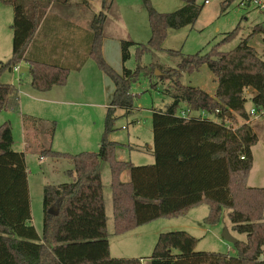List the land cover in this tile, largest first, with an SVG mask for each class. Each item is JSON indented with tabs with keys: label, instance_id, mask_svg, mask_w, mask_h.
<instances>
[{
	"label": "trees",
	"instance_id": "1",
	"mask_svg": "<svg viewBox=\"0 0 264 264\" xmlns=\"http://www.w3.org/2000/svg\"><path fill=\"white\" fill-rule=\"evenodd\" d=\"M57 1L0 0L11 6L13 12L12 51L9 58L0 60V76L25 61L29 64L30 87L47 91L64 85L69 71L78 70L91 58L111 79L113 91L106 106L97 152L72 154L50 147L40 150L41 158L66 160L72 166L67 170L71 181L43 187L41 235L30 223L25 155L12 148L10 123L0 124V264H140L136 258L110 256L101 162L108 163L110 171L115 235L157 219L182 216L201 204L208 207L203 219L205 225L220 222L222 210L227 209L231 230L245 235V240L233 244L236 255L229 256L196 250L199 239L188 231L161 232L147 257V264H264V186L246 184L253 161L251 147L257 142V136L245 108L246 94L252 90V107L257 112L264 111V59L248 43L253 36L264 34V24L254 25L229 51H220L219 43L206 53L182 55L179 50H168L171 55H182L176 68L170 69L168 74L167 87L173 92L165 91L172 101L165 110L151 113L154 162L135 165L131 161L117 160L115 151L120 144L109 139L114 130L115 110L122 109L127 114L134 107L129 89L140 70L139 66L134 70L123 66L121 73H116L102 57L103 30L110 2L100 0L101 9L93 14L89 30L83 32L84 36L80 35L79 41L87 35V46L82 52L68 58L45 60L33 55L30 47L33 48L35 40L43 33V22L51 19L46 13L49 5ZM183 1V7L159 13L149 0H142L148 14L150 37L145 45L136 47L138 60L144 52L160 49L168 29L195 22L199 9L193 0ZM229 1L222 3V10ZM60 22L68 28L56 30L55 27L47 36L71 44L77 39L69 28L72 24ZM239 28L238 25L227 32L220 43L234 38ZM53 43L58 45V42ZM132 44L125 40L120 42L123 63L130 57ZM64 49L62 46L61 51ZM71 51L76 52L73 48ZM203 64L217 81L213 95L180 82L182 73L198 70ZM153 70L154 67L146 75H152ZM182 104L191 113L205 112L212 117L179 116ZM2 111L19 112V90L13 84L0 81ZM53 132L54 122L50 135ZM123 170L129 171L128 182L120 180Z\"/></svg>",
	"mask_w": 264,
	"mask_h": 264
},
{
	"label": "rangeland",
	"instance_id": "2",
	"mask_svg": "<svg viewBox=\"0 0 264 264\" xmlns=\"http://www.w3.org/2000/svg\"><path fill=\"white\" fill-rule=\"evenodd\" d=\"M109 11L107 12V21L105 37L106 45H112L119 39L133 42L129 47L130 57L124 62V67L134 70L140 67L137 80L130 85V93L132 95L133 109L125 114L122 109L115 110V120L113 122L114 130L109 134V139L118 142L120 145L116 148L115 157L121 161H131L135 165H146L154 162L153 155L147 151V146L152 144V125H151V110H165L171 103L170 96L166 94V89L173 92L172 88H168L170 69L176 68V65L181 60L182 55H190L196 52L206 53L218 43L220 51H229L233 49L238 42L246 37L251 28L256 24H264V10L256 7L254 4L241 5L240 0H231L227 2L225 9L222 10L221 5L226 0H193V4L199 9V15L194 23L185 25L178 29H168L166 37L163 40L160 49L144 52L139 60L137 59V48L140 45H145L150 37V27L148 22L147 10L142 0H108ZM151 6L159 13H170L185 5L183 0H149ZM264 3V0H262ZM1 3V2H0ZM2 4V3H1ZM67 4V11L72 13L81 7L83 12V20L79 22L87 25L91 16L99 9H96V2L89 0L87 3L80 0H58L54 3L52 11H60V6ZM3 8L11 11V6L2 4ZM81 5V6H80ZM64 6V7H65ZM97 10V11H96ZM12 19L9 21V26L5 24V28L9 29ZM239 25L237 34L230 41L220 43L227 32H230ZM10 32L11 42L7 44L6 49L0 48V59L5 60L11 55L12 51V31ZM0 36L4 38L3 33ZM104 41V40H103ZM115 41V42H114ZM103 43V42H102ZM248 43L255 48L257 53L264 59V34L255 35L249 39ZM138 45V46H137ZM168 50H179L182 55H171ZM7 54V57H4ZM105 62L116 72L121 73L122 63L118 52L113 50L106 53V58L102 53ZM89 65H92L95 71L102 73L101 78L93 80L91 72L88 71ZM115 65V66H114ZM154 67L152 75L146 73ZM78 75H83V79H73ZM15 77L6 71L0 76V81L4 78ZM28 78L27 74H23ZM70 77V78H69ZM66 81L74 96L72 101L76 102L77 114L83 120L86 138L75 136L72 141V151H67L65 145H56L55 142L50 146L52 150L60 149V152L78 153L81 151L97 152L99 140L104 129L105 106L109 103L112 93L111 79L96 65L93 59L89 60V64L78 73L69 75ZM180 82L184 85L198 87L210 95H213L217 86V81L214 75L206 66L201 65L198 70L193 72H184L181 74ZM166 90V91H165ZM252 92V90H250ZM19 90V98L22 97ZM251 94H246L245 108L247 111L252 107L250 100ZM20 106V101H19ZM181 108V106H180ZM178 109V111L180 110ZM22 111V109H21ZM10 113L0 112V124L8 121L13 131L14 145L13 149L20 151L21 149V124L19 123V115L25 111ZM208 117H212L208 115ZM24 119L26 125L33 127V121ZM61 120V119H60ZM241 123L242 120L238 119ZM249 124L253 132L257 136V142L251 147L253 161L252 167L247 177L246 184L248 186H264V114L256 117L250 116ZM63 125L60 124V127ZM40 127V126H38ZM49 147V146H48ZM142 147V148H140ZM25 163L27 172V186L30 201L31 221L36 232L41 235L43 223L42 210V191L46 184H58L71 181L67 174V169L72 166L66 160H52L49 158H41L35 155L32 148L25 151ZM128 175L129 171H125ZM125 174L121 175L120 180L125 178ZM100 176L102 182L103 203L106 204L107 214L109 216V224L111 226V196H110V171L108 163H100ZM218 228L221 226L220 235L224 228L231 229V223L228 218V210H222V217ZM204 225V224H203ZM162 232L183 230L167 227ZM186 231V230H185ZM238 240H245L244 234H237ZM199 238L196 250L212 251L235 256L237 251L234 245L230 242L219 238L220 242L207 237Z\"/></svg>",
	"mask_w": 264,
	"mask_h": 264
},
{
	"label": "crops",
	"instance_id": "3",
	"mask_svg": "<svg viewBox=\"0 0 264 264\" xmlns=\"http://www.w3.org/2000/svg\"><path fill=\"white\" fill-rule=\"evenodd\" d=\"M83 2L82 0H80ZM92 1V0H91ZM96 2V9H101V2L100 0H93ZM3 5L0 3V33H3L4 38L0 36V48L4 47L6 49L7 44L11 42L10 40V32L7 28V24L9 26V21L12 19L13 12L12 8L11 11L7 10L6 8L2 7ZM54 4L49 5L46 13L47 16L50 17L49 21H44L43 26V33H40V36L35 40L34 46L31 48L33 55L40 57L41 59L45 60H58V58H68L77 52H82L86 48V39L87 35H85L84 39L79 41L80 35L84 36L83 32L89 30V22L92 18H90L87 25L79 22V20H83V12L81 7H78L77 10L73 11L72 13L68 12L65 5L60 6V11L54 12L52 11L54 8ZM65 6V7H64ZM81 6V5H80ZM99 10L97 12H99ZM96 12V13H97ZM94 13V14H96ZM47 17V18H48ZM48 20V19H47ZM60 20L67 22L68 24L71 23L72 26L69 28L73 30L75 37L77 39L72 40L70 43H60V39L53 38L52 40L48 38L47 34L52 32L56 27V30H61L62 28L67 27V24L60 22ZM107 21V18H106ZM6 24V28H5ZM68 28V27H67ZM69 30V29H68ZM106 30V23L104 24L103 30V39H102V53L106 58V53L112 51L118 52V55L121 59V50H120V42L122 39L118 38V41L113 43L112 45H106L105 40H108L105 35ZM56 34V31L54 32ZM70 34V32L68 33ZM67 36V35H66ZM70 39V38H68ZM76 40V41H75ZM104 40V41H103ZM53 42H58L56 45ZM115 42V41H114ZM65 46V49L61 51V47ZM71 48L75 49L76 52H72ZM4 57H7V54H4ZM1 57V56H0ZM10 57V56H9ZM8 57V58H9ZM7 59V58H6ZM91 58H87L81 67L78 70H70L68 73L71 75L72 73H78L83 70L89 64V60ZM107 59V58H106ZM2 60V59H0ZM122 68L124 63L122 62ZM92 65H89L88 71L91 72V76H93V80L101 78L103 75L102 73L96 74L98 71H95ZM115 66V65H114ZM29 64L25 61H22L18 64V69L16 71H10L11 74H15V77L12 78H4L1 80L3 83H10L15 85L18 90L22 93V97L19 98L20 101V111L22 109V113L27 115L28 117L34 119L28 120L37 123H32L33 127L26 125V121L23 120L28 118H24L23 114L20 113L19 115V123L21 124V149L26 155L25 151L27 149L32 148L35 155L40 156V150L45 147H50L54 142L57 145H65L67 151H72V141L74 142L75 136H80L81 138H86L85 129H87V125L84 126L83 120L79 114H77V103L73 102L71 99L74 96L73 91L70 90L68 87L67 82L64 85H56L53 86L50 90L47 91H36L32 89L29 85L30 76H29ZM27 74L28 78H25L23 74ZM67 77V78H68ZM70 78V77H69ZM78 78V79H77ZM83 75H78L77 77H73V79H83ZM68 80V79H67ZM66 80V81H67ZM113 87V83H112ZM113 91V88H112ZM248 94L252 92L248 90ZM112 94V93H111ZM171 99V98H170ZM172 101V100H171ZM108 105V104H107ZM106 105V106H107ZM105 106V108H106ZM181 108H184V105H181ZM253 108V107H251ZM250 108V109H251ZM79 110V109H78ZM153 110H151L152 113ZM199 112H192V115H198ZM61 119V120H60ZM54 122V132L50 135V128L51 124ZM60 124L63 126L60 127ZM40 126V127H38ZM13 135V131H12ZM13 145H14V138H13ZM12 145V147H13ZM142 148V147H140ZM61 148H58L56 151H60ZM147 151L151 152L152 144L147 146ZM69 153V152H68ZM152 154V152H151ZM153 155V154H152ZM154 158V157H153ZM121 161V160H120ZM133 163V162H132ZM71 168H68L69 170ZM128 170H123L120 173L121 175L125 174L124 172ZM71 178V177H70ZM130 179V175L125 174V178L121 180L122 182H128ZM110 183V181H109ZM256 187V186H254ZM111 196V192H110ZM105 215H106V229L108 232V244H109V252L110 256L116 258H136L140 260V264H147V257L151 254L153 246L156 242V239L162 231L166 229H172L167 227H173V229H183L190 232L192 235L196 237H207L217 242L219 238H222L220 235L221 226L218 228L219 223L213 225H205L203 223V219L208 214V207L206 204H201L190 209L186 214L174 218H161L149 223L143 224L141 226H137L132 230H129L123 234L115 235L113 233V211L111 218V226L109 224V216L107 214V207L104 203ZM111 210H112V200H111ZM204 224V225H203ZM230 234L235 237L237 240L239 236L235 235L234 232L229 229ZM238 234V233H237ZM199 239V238H198ZM223 239V238H222ZM264 258V254L262 256Z\"/></svg>",
	"mask_w": 264,
	"mask_h": 264
},
{
	"label": "built area",
	"instance_id": "4",
	"mask_svg": "<svg viewBox=\"0 0 264 264\" xmlns=\"http://www.w3.org/2000/svg\"><path fill=\"white\" fill-rule=\"evenodd\" d=\"M207 2H209V0H205V3H207ZM239 3H240L241 5H249V4L252 3V4L256 5V7H258V8H260V9L264 10V3H263L262 0H240ZM17 69H18V65H15V66L13 67L12 70L16 71ZM249 113H250V115H252L253 117H256V116H258V115H263V114H264V111L262 110V111L257 112L254 108H251V109L249 110ZM178 114H179V116H182V117L187 118V117L191 116L192 113H191V111H189L187 108H181V109L178 111ZM199 114H200V116H202V117H208L207 114H206L205 112H200Z\"/></svg>",
	"mask_w": 264,
	"mask_h": 264
},
{
	"label": "water",
	"instance_id": "5",
	"mask_svg": "<svg viewBox=\"0 0 264 264\" xmlns=\"http://www.w3.org/2000/svg\"><path fill=\"white\" fill-rule=\"evenodd\" d=\"M221 236L224 240L230 242L231 244H235L237 241V239L230 234L227 228H224Z\"/></svg>",
	"mask_w": 264,
	"mask_h": 264
}]
</instances>
